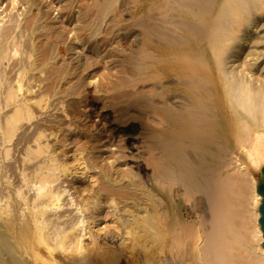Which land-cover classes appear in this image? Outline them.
<instances>
[{"label": "bare ground", "instance_id": "1", "mask_svg": "<svg viewBox=\"0 0 264 264\" xmlns=\"http://www.w3.org/2000/svg\"><path fill=\"white\" fill-rule=\"evenodd\" d=\"M90 1L0 0V264H264V0ZM125 12L140 51L86 93L85 50L124 47Z\"/></svg>", "mask_w": 264, "mask_h": 264}, {"label": "rangeland", "instance_id": "2", "mask_svg": "<svg viewBox=\"0 0 264 264\" xmlns=\"http://www.w3.org/2000/svg\"><path fill=\"white\" fill-rule=\"evenodd\" d=\"M111 1L112 3H113V0H104V7L105 6H109L108 5V3ZM90 2H92V0L90 1ZM129 2V4H127ZM123 4V5H122ZM126 4V5H125ZM126 6V7H128V8H130L131 9V7H132V9H133V7L135 6V4H134V2H133V0H118V2L114 5V8L116 7V9L118 8H120V7H122V6ZM80 5L78 4V6H77V10H80L81 11V13L83 12L81 9H80V7H79ZM94 7V6H93ZM94 9H95V7H94ZM113 12L112 11H110V12H108V14L106 15V16H104L103 15V13H99V15L96 17V16H93L92 17V19H95L96 18V22H97V24L99 25V27H100V31H103V29H104V33H101L100 35H99V37L101 38V37H103L104 35H106V32H107V28H108V23H109V21H110V19L111 18H113V14H112ZM149 13V12H148ZM80 13H77V16L76 17H79L80 15H79ZM125 15H123V17L125 18V20L120 24V28L121 27H125V25H126V28H124L125 30H123V28H121V29H119V31H117V36H120L121 34L123 35V36H126V39H125V42H124V47L122 46V47H117L118 45H114V46H109L104 52H102L100 55H99V53L96 51V49H89V50H85L86 52V54H88V55H86L85 54V58H86V61H90V62H92L93 63V59H96V61L97 60H99V61H97L98 62V64H95L94 66H93V64H91V66L92 67H90V71H91V73L92 74H94V73H96L95 75H93L94 76V78L92 79V83L91 84H88V85H86V90H85V92L87 93V92H89V93H92V94H94V93H96V95H94V96H97V97H99V95H101L102 94V91H98L99 90V88L97 87V85H98V83L100 84L102 81H103V78H104V74L106 73V72H108V70L109 69H115V67H116V65H123L122 63H125L124 65H126V64H129L130 65V62H133V56L132 55H134V56H136L139 52L138 51H140V50H138V49H136L135 50V48H137V45H136V43L135 42H133V40H135L136 38L138 39V38H140V36H141V32L143 31V29L141 28V25H135V18H133V17H130V15L129 14H127L126 12L124 13ZM101 16V17H100ZM112 16V17H111ZM100 17V18H99ZM127 18V19H126ZM148 18V17H147ZM57 19H59V18H57ZM78 19V18H77ZM130 19V20H129ZM132 19H133V21H132ZM149 19V18H148ZM61 20H63V19H61L60 18V21ZM109 20V21H108ZM134 22V23H133ZM128 23H129V25H128ZM133 24V25H135V26H131V24ZM62 25V21H61V23H59L58 25L59 26H61ZM77 24H79L78 22H77ZM123 24V25H122ZM128 25V26H127ZM262 25V24H261ZM129 28V29H128ZM134 28H135V30H134ZM117 29V28H116ZM132 29V30H131ZM262 29H264V25H262V26H260L259 27V30L257 31V33L258 32H263V33H260V35L261 36H264V30H262ZM105 30H106V32H105ZM104 34V35H103ZM259 34V33H258ZM108 35V34H107ZM132 35H134V36H132ZM132 37V38H131ZM256 41V40H255ZM76 43L78 44V46L81 48V41H79V39H77L76 40ZM126 45V46H125ZM139 48V47H138ZM103 49H104V47H103ZM109 49H111L112 50V54L113 55H110V54H108V50ZM126 49H128V50H126ZM132 50H135V51H132ZM72 52H74V51H72ZM134 52V53H133ZM136 52H138L137 54H136ZM73 53H71V55L70 54H68L67 56H66V58L68 59H70V61H68L67 60V62L69 63V66H68V63H67V65H66V62L65 61H63V60H60V64L59 65H63V67H65L64 65H66L67 66V69L66 68H64V70H66L65 71V73H64V75L66 76L67 75V71H69V68H74L75 66H78V65H80L81 66V62H79V60H78V55L77 54H73ZM110 55V56H109ZM127 55V56H126ZM130 55H131V57H130ZM91 56V58H89ZM71 57V58H70ZM77 57V58H76ZM128 57V58H127ZM124 58V59H123ZM125 58H127V59H125ZM88 59V60H87ZM135 59V61H137L136 60V58H134ZM125 60V61H124ZM128 60H129V62H128ZM132 60V61H131ZM65 62V63H64ZM64 63V64H63ZM121 63V64H120ZM137 63V62H136ZM75 65V66H74ZM113 67V68H112ZM80 68H83V67H80ZM80 68H78V71L79 70H81ZM95 71V72H94ZM40 75H42L41 76V78H43V77H45L46 76V74H40ZM40 75H38L37 77H39ZM129 75H127V78H125V80H127V81H125L124 80V83L125 84H129L130 83V81H129V77H128ZM40 77L38 78V79H41ZM33 82H35L36 84H37V82L36 81H33ZM35 83H32L31 85L33 86V84L34 85H36ZM64 83V82H63ZM38 84H39V82H38ZM42 84H44V83H42ZM67 87H68V85H66ZM122 88H123V86H122ZM124 88H126V87H124ZM36 89H38V87H36ZM35 89V90H36ZM97 89V90H96ZM70 90V89H69ZM69 90H67L66 91V93H64L63 95H64V97L65 98H71V97H79L78 96V93H73V95H68V91ZM81 90H79V89H77V90H75V92H80ZM99 92V93H98ZM98 93V94H97ZM28 94H30V96H32L31 95V93H28ZM32 94H34L33 92H32ZM52 101H53V99H52ZM100 101V103L98 104L99 105V109L101 110H104V103H103V101L102 100H99ZM102 102V103H101ZM67 104H68V102L65 104V108H67ZM82 105V104H81ZM51 106V105H50ZM81 107V106H80ZM86 107L85 106H82L81 108H79L80 109V112L81 113H79L78 114V119L77 120H79V121H81L82 123H85V122H87L88 123V125L89 126H91V131H92V133H91V135H92V137L93 136H96V134H100V135H102V134H104V120H103V124H100V129L99 128H96V126L95 125H93V123H92V121L93 120H91L89 117H91V116H88L87 115V111L89 110V108H90V106L89 107H87L86 109H85ZM108 109H109V107H108ZM50 110H52V111H50ZM85 110V111H84ZM83 112V113H82ZM54 113V114H53ZM47 114H49L50 116H56V117H58L59 116V118L64 114V113H62V111H58L57 109L55 110L54 109V107H49L48 108V111H47ZM83 115V116H82ZM45 115H43V117H44ZM54 116V117H55ZM64 116V115H63ZM111 117V119L113 120L114 119V117H115V114L112 112V111H110L109 112V110H108V117ZM51 117V118H52ZM41 117L39 116L38 117V120L40 119ZM59 118L58 119H56V120H59ZM92 119H93V117H91ZM66 119V118H65ZM68 119H70V117L68 118ZM95 119V118H94ZM99 119L97 118V121H98ZM89 121V122H88ZM141 121V120H140ZM93 125V126H92ZM95 126V127H94ZM73 128H75V127H73ZM76 131H77V129H75ZM48 131V130H47ZM145 130L143 129V127H141L140 125H138L136 128H135V130H133V132H132V134L134 135V137H136V141H135V144H136V146L137 147H143L144 146V142L142 143V141H144V137H143V134H141V133H143ZM49 133H51L50 132V130L47 132V134H49ZM70 134L69 133V131L68 130H66V131H64V132H62V133H59L58 135H51L50 136V134H49V137H50V140L52 141V142H54V144H55V142L56 141H58V140H61V139H63V138H67L66 136L68 135V134ZM102 133V134H101ZM65 134H67V135H65ZM78 134V133H77ZM77 134H76V136H77ZM81 135V134H80ZM136 135V136H135ZM118 138H117V137ZM122 134L121 133H115V137L113 138V142L115 143V145L113 146V147H111V148H105V150H104V148H97V149H88V150H86V153H85V155H86V160L89 162L88 164H92L93 165V163H94V166H98L100 163H101V161L102 160H104V159H107V152L109 151V150H111V149H113V150H115L116 148H117V146L121 143L120 141L123 139L122 137ZM52 137V138H51ZM56 137V138H55ZM72 137V136H71ZM19 138V137H18ZM58 138V139H57ZM139 141V142H138ZM18 142V140L16 139V143ZM16 143H15V145H16ZM140 143V144H139ZM142 143V144H141ZM68 144V143H67ZM139 144V145H138ZM21 147V146H20ZM69 148H71V146H69ZM15 149V148H14ZM103 153H105V154H103ZM17 154V155H16ZM103 154V155H102ZM14 155L16 156V159L14 158H12L8 163H12V161H14V160H17L19 157H17V156H19V153L18 152H15L14 151ZM110 155V154H109ZM96 156V157H95ZM100 156L102 157H106V158H101L100 159ZM69 157H71L72 158V155L71 156H69ZM90 157V158H89ZM94 157L95 158H98V160H96V159H94ZM70 158V159H71ZM88 158V159H87ZM91 161H90V160ZM101 160V161H100ZM112 160V158L111 157H109L108 158V160H105V161H103L102 162V164H104V163H109L110 161ZM93 161V163H90V162H92ZM94 161H96V164H95V162ZM98 162H99V164H98ZM14 163H16L15 161H14ZM247 164V163H246ZM248 165V164H247ZM89 167V166H88ZM248 167H249V169H252V166L250 165H248ZM89 169L90 168H86V170L84 171V173L86 174L87 173V171H89ZM91 173H92V175H97L98 177H99V175L101 174V170H100V168H97L96 170L95 169H93V170H91L90 171ZM16 176H14V178H15ZM84 181H88L87 180V178H86V176L84 175L83 176V178H82ZM78 182L79 181H82L81 179H78L77 180ZM260 182V181H259Z\"/></svg>", "mask_w": 264, "mask_h": 264}, {"label": "water", "instance_id": "3", "mask_svg": "<svg viewBox=\"0 0 264 264\" xmlns=\"http://www.w3.org/2000/svg\"><path fill=\"white\" fill-rule=\"evenodd\" d=\"M262 172H263V178L259 182L258 192L263 196L262 204L260 206L261 217L259 219V222L261 224V228H262V231L264 233V167L262 168ZM263 244H264V242H263Z\"/></svg>", "mask_w": 264, "mask_h": 264}]
</instances>
